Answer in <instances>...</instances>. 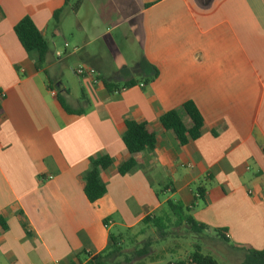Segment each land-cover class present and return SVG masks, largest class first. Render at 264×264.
<instances>
[{"label": "crops", "instance_id": "crops-1", "mask_svg": "<svg viewBox=\"0 0 264 264\" xmlns=\"http://www.w3.org/2000/svg\"><path fill=\"white\" fill-rule=\"evenodd\" d=\"M75 1L0 0V264H86L113 229L135 230L168 201L224 249H264V0H81L73 12ZM24 17L48 43L44 65L14 34ZM81 65L102 83L65 87L61 69ZM103 82L134 85L113 94ZM58 94L84 112H65ZM186 102L203 133L181 146L159 119L177 110L189 128ZM126 120L146 124L156 145L121 176ZM100 156L113 164L101 172L105 195L89 203L83 177Z\"/></svg>", "mask_w": 264, "mask_h": 264}, {"label": "trees", "instance_id": "trees-1", "mask_svg": "<svg viewBox=\"0 0 264 264\" xmlns=\"http://www.w3.org/2000/svg\"><path fill=\"white\" fill-rule=\"evenodd\" d=\"M159 1V0H158ZM70 0H65L68 4ZM81 0H76L71 9L76 12L79 9ZM60 11L53 15L56 20ZM14 34L26 53H34L37 55L40 65H44L48 55L49 47L46 39L35 27L29 17H24L16 24L13 29ZM104 86L110 93H114L116 89L110 90V87L103 82ZM134 85L133 82L124 85L127 89ZM67 94V92H64ZM65 94H58L57 99L62 109L70 114L80 115L84 112L83 108L71 109L65 101ZM83 100V98H81ZM181 109L186 113L191 121V126L186 128L182 123L177 110H171L163 114L159 119L162 129L171 131L181 146L187 145L191 141L197 140L203 133V120L197 108L192 102H186ZM122 143L129 154V159L118 166L117 172L124 176L130 173L134 168L139 166L137 155L144 151H152L156 145L155 134L148 130L146 124L138 123L133 120H126L124 123V132L122 134ZM113 164V160L108 156H100L89 160V169L83 177L84 187L83 193L89 203H94L101 199L106 193V185L101 179V172L109 169ZM198 195L202 197L203 191L198 189ZM166 208L170 212L173 220L166 219L163 222L160 216L150 219L145 218L138 226L139 232L129 235L134 230H124L116 236H110L106 248L97 255L88 259L86 264H143L152 261L149 258L151 254L152 241L147 239L141 244L136 245L137 239L144 235L145 231L151 227L155 230L157 237L163 240L167 235V222L171 220L173 225L185 226L189 232L196 235H207L208 229L198 224L189 215V208L184 207L179 202L168 201ZM165 214V213H164ZM163 214V215H164ZM166 215V214H165ZM162 216V215H161ZM175 217V218H174ZM216 236L225 241L224 232L215 231ZM125 239H129L131 250H127L124 245ZM136 241V242H135ZM245 254L241 264H264V249L257 251L253 249H244ZM171 264H217V261L211 256L203 254L200 247L190 253L189 257L184 260H177Z\"/></svg>", "mask_w": 264, "mask_h": 264}, {"label": "rangeland", "instance_id": "rangeland-1", "mask_svg": "<svg viewBox=\"0 0 264 264\" xmlns=\"http://www.w3.org/2000/svg\"><path fill=\"white\" fill-rule=\"evenodd\" d=\"M122 32V31H121ZM120 33V32H119ZM49 38V37H48ZM57 42L62 45V38L58 36L56 38ZM130 40V39H128ZM121 47H118L120 50H123V54L129 58H138L139 51L136 47L130 46L125 40L119 41ZM138 62V60H137ZM62 72L60 75V80L65 87H71L72 89L76 90L78 88L77 78L74 75L73 71L70 68L64 67L61 69ZM160 196V195H159ZM164 213L160 217L162 218L163 222L166 219L173 220L172 216H170V212L165 206ZM175 218V217H174ZM167 222V235L163 240H160L157 237L156 232L154 229L150 230L147 229L143 236L137 239L136 245L141 244L142 242L150 239L152 241V248H151V259L159 258L157 264H169L171 262H175L177 260H184L187 259L190 253L195 249V247H200L203 254L211 255L216 261L217 264H240L237 263L238 260H242L243 256L241 253L230 252L229 250L224 249L221 243H217L214 240L208 238L207 236L203 235H196L192 234L188 231L185 226H176L173 225L171 222ZM118 231L113 229L112 234L117 235ZM139 232V228H136L134 231L130 232L129 235H134ZM122 233V232H121ZM124 233V232H123ZM123 237L125 234H123ZM124 245L127 246V250H131L133 245H130L129 239H125ZM242 263V262H241Z\"/></svg>", "mask_w": 264, "mask_h": 264}, {"label": "built area", "instance_id": "built-area-1", "mask_svg": "<svg viewBox=\"0 0 264 264\" xmlns=\"http://www.w3.org/2000/svg\"><path fill=\"white\" fill-rule=\"evenodd\" d=\"M65 47H67V44H65ZM62 57V53L61 52H57V54H56V58L57 59H60ZM73 73H74V75L77 77V78H82V77H89V78H92V83L93 84H100V83H102V80H101V78H100V75L98 74V72H96L93 68H91V67H85V66H78V67H76V68H74V70H73ZM143 85H141V87H142ZM123 90H125V88H122V89H120L119 91H117V90H115L116 91V93L115 94H119L121 91H123ZM114 91V92H115ZM52 94L54 95L55 94V92H52ZM114 94V93H113ZM4 97H5V94H4V92H2V91H0V103H1V101L4 99ZM199 197V195L197 194L196 195V198H198ZM225 236V238H227L228 237V235L227 234H225L224 235ZM91 257H93V256H90L89 258H91Z\"/></svg>", "mask_w": 264, "mask_h": 264}]
</instances>
